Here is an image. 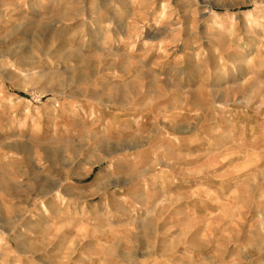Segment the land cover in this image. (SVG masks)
Here are the masks:
<instances>
[{"label": "rangeland", "instance_id": "rangeland-1", "mask_svg": "<svg viewBox=\"0 0 264 264\" xmlns=\"http://www.w3.org/2000/svg\"><path fill=\"white\" fill-rule=\"evenodd\" d=\"M0 225V264H264V0H0Z\"/></svg>", "mask_w": 264, "mask_h": 264}, {"label": "bare ground", "instance_id": "bare-ground-1", "mask_svg": "<svg viewBox=\"0 0 264 264\" xmlns=\"http://www.w3.org/2000/svg\"><path fill=\"white\" fill-rule=\"evenodd\" d=\"M84 78V77H83ZM88 92H89V90H88ZM101 92V91H100ZM86 93V92H85ZM92 93V92H91ZM88 94V93H87ZM92 95V94H91ZM94 96V95H93ZM95 96H97V98H101L103 95H102V93L101 94H96ZM101 96V97H100ZM96 99V98H95ZM97 100V99H96ZM121 104V103H120ZM122 105V104H121ZM105 157H102V159H100V160H98L97 161V163H100L103 159H104ZM52 192V189H51V191L50 190H48V191H45V190H41V189H39V193H37V196L35 197V198H43V197H46V195L47 194H49V193H51ZM54 194V193H53ZM52 197V196H51ZM1 228H3V226L2 225H0V229ZM3 229H5V228H3ZM8 229V228H7Z\"/></svg>", "mask_w": 264, "mask_h": 264}]
</instances>
